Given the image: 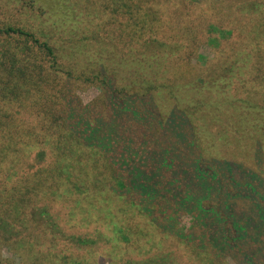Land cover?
Wrapping results in <instances>:
<instances>
[{"label": "trees", "instance_id": "obj_1", "mask_svg": "<svg viewBox=\"0 0 264 264\" xmlns=\"http://www.w3.org/2000/svg\"><path fill=\"white\" fill-rule=\"evenodd\" d=\"M103 6L89 39L0 24V264H264V0Z\"/></svg>", "mask_w": 264, "mask_h": 264}, {"label": "rangeland", "instance_id": "obj_2", "mask_svg": "<svg viewBox=\"0 0 264 264\" xmlns=\"http://www.w3.org/2000/svg\"><path fill=\"white\" fill-rule=\"evenodd\" d=\"M29 1L31 0H0V24L3 22V24L11 23L21 27L31 28L35 26L41 29L42 27H49L56 22L60 23L59 17H61V21H63L62 24H64L68 30L74 29V32H61L62 36L73 33L75 36H78V38L87 37L88 39L94 32H102L103 29L108 28L103 27L106 25V20L108 18L106 8L103 6L104 0H68V3H66L65 0H32L36 2L35 8L32 7ZM253 1L255 0H251V3ZM67 7H71L72 11L68 12ZM43 13L45 14L41 17L40 15ZM114 32V36L112 37L113 41L116 45H119L121 42L116 28H114ZM124 42L129 43V38H124ZM88 54L92 56L93 52H88ZM78 94L84 103H88L98 96V92L94 88L80 90ZM71 209L72 206L63 207L58 210L60 211L61 217L60 223L67 234H77L81 230L73 227L74 221L70 222ZM73 210L79 213L81 209L73 206ZM84 217L87 216L85 215ZM90 221L91 220H88V223ZM0 248L2 252L3 249L2 247ZM147 248L148 245H146L144 250ZM136 253L140 252L134 248H126L124 245L114 241L108 244L101 243L93 249L84 250L82 259L90 261V264H110V259L114 261L111 264H123L129 258L133 257L132 259H134ZM2 254L4 257L9 256L6 251H3ZM193 262L197 264L195 261ZM181 264L188 263H183L181 261Z\"/></svg>", "mask_w": 264, "mask_h": 264}]
</instances>
